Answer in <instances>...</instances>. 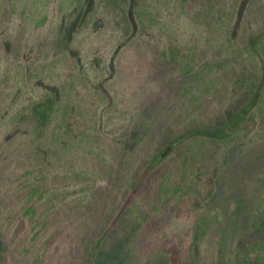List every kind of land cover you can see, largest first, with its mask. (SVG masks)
<instances>
[{"label":"rangeland","instance_id":"374dc122","mask_svg":"<svg viewBox=\"0 0 264 264\" xmlns=\"http://www.w3.org/2000/svg\"><path fill=\"white\" fill-rule=\"evenodd\" d=\"M228 64L254 125L207 151L214 192L181 214L161 197L177 154L147 156ZM193 241L198 264H264V0H0L2 263L160 264L176 245L195 264Z\"/></svg>","mask_w":264,"mask_h":264},{"label":"trees","instance_id":"16d2710c","mask_svg":"<svg viewBox=\"0 0 264 264\" xmlns=\"http://www.w3.org/2000/svg\"><path fill=\"white\" fill-rule=\"evenodd\" d=\"M234 1L237 2V0ZM253 59L257 61L255 57ZM228 67V71L224 69L220 73H214L209 82L204 84L205 95L193 99L190 106L191 113L186 118L179 114L161 129L157 138L158 145L147 156V160L153 162L158 153H161L163 159L170 154H177L178 183L173 184L174 180L166 174L161 197L165 200H176L181 214L195 212L197 207L214 192L219 167L216 166L207 172H201L207 151L214 149L218 142L233 137L241 128H244L248 133V130L254 125V121L250 123L248 119L254 108L255 91H252L248 86L239 90L231 87L232 83L228 82L232 79L235 68L229 64ZM183 137H185L184 140H182ZM136 154L137 152L133 151L130 158L135 159ZM142 167L139 164L134 177L126 180L124 186L125 193H128L127 197L132 199L134 197L135 215H138L143 203L142 197L137 199L136 195L143 188L145 189L146 179L144 180L142 177V174H145L144 170L136 179L137 173ZM126 171L123 175H126ZM136 217L139 218V216ZM109 219L105 220L104 225H107ZM97 231V234L102 233V229ZM195 238L197 239L198 235H195ZM192 252L194 263L198 264L199 244L196 241L192 242ZM3 255L4 253L0 251V264H3ZM160 264H185L182 250L176 245L165 247L161 253ZM219 264L230 263L223 255L219 259Z\"/></svg>","mask_w":264,"mask_h":264},{"label":"water","instance_id":"95a60500","mask_svg":"<svg viewBox=\"0 0 264 264\" xmlns=\"http://www.w3.org/2000/svg\"><path fill=\"white\" fill-rule=\"evenodd\" d=\"M160 157H162V156H160Z\"/></svg>","mask_w":264,"mask_h":264}]
</instances>
